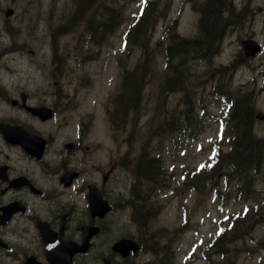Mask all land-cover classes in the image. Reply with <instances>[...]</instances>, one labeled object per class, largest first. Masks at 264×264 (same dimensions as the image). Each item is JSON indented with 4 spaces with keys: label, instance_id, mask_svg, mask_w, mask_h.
<instances>
[{
    "label": "flooded vegetation",
    "instance_id": "flooded-vegetation-1",
    "mask_svg": "<svg viewBox=\"0 0 264 264\" xmlns=\"http://www.w3.org/2000/svg\"><path fill=\"white\" fill-rule=\"evenodd\" d=\"M204 8L210 28L219 17L217 63L230 74L228 90L249 112L254 206L264 228V0H206ZM11 9L9 17L0 10V264H136L147 252L131 221L141 234L154 214L145 205L150 184L139 180L148 174L149 149H134L129 130L113 120L116 91L100 103L104 121L77 111L58 54L66 43L57 33L66 30L24 29L31 12L18 17ZM76 82V89L90 85L84 75ZM122 217L129 232H118ZM120 239L138 250L119 259L113 244ZM259 244L264 252V230Z\"/></svg>",
    "mask_w": 264,
    "mask_h": 264
},
{
    "label": "rangeland",
    "instance_id": "rangeland-1",
    "mask_svg": "<svg viewBox=\"0 0 264 264\" xmlns=\"http://www.w3.org/2000/svg\"><path fill=\"white\" fill-rule=\"evenodd\" d=\"M99 1L100 9L111 5L122 18L120 27H114L102 37L86 30V18L92 13L70 20L74 15V0H0V7L14 8L18 17L23 16L22 11L29 10L31 16L23 18L24 29H32L36 24L39 34L42 29L51 32L50 29L61 27L59 29L66 30L63 35L57 33L58 42L66 43L62 51L58 49L68 70L64 81L71 86L69 89L77 91L76 99L80 101L77 111L92 112L104 121L105 113L100 103L111 92L122 90L123 70L143 60V50L138 45L124 42L125 32L137 17L143 0ZM153 1V17L147 34L152 69L145 71L144 79L139 83V104L133 110L128 126L132 142L136 143L133 148L140 149L145 143L164 167L163 186L151 196L148 193L145 199V205L151 204L154 212L145 228L146 236L154 235L152 239L161 249L152 253L146 247L147 253L139 254L136 264H257V257L264 255L259 244L264 228L262 223L256 222L258 216L252 202L240 197L233 186V176L225 175L229 172L226 166L214 173L209 166L205 167L214 152L225 151L228 146L218 133L221 102L216 91L227 90L230 85L213 87L218 84L220 74L223 82L230 74L216 70L211 75L209 71L213 64L194 61L189 64L191 84L187 95L161 90L167 76L162 51L169 43L166 34L177 32L193 37L198 12L186 0ZM96 15L100 17L101 13ZM69 20L74 23L69 25ZM82 75L90 80V85L83 88L81 83L76 89V78ZM241 80L236 76L234 85ZM185 97L189 105L200 111L196 114L201 123L200 132L192 139L170 138L164 133L166 126L161 121L183 108ZM243 205L249 207L245 217ZM236 219L241 221L235 224ZM131 223L132 232L140 236L137 223ZM221 230L225 233L219 237ZM118 232H129L123 217L118 220ZM214 240L217 241L215 245ZM220 241L227 252L218 249Z\"/></svg>",
    "mask_w": 264,
    "mask_h": 264
},
{
    "label": "trees",
    "instance_id": "trees-1",
    "mask_svg": "<svg viewBox=\"0 0 264 264\" xmlns=\"http://www.w3.org/2000/svg\"><path fill=\"white\" fill-rule=\"evenodd\" d=\"M192 1V0H191ZM206 2V0H203ZM140 14L137 15L135 22L131 26L129 32L125 36V42L131 45H138L143 50V60L132 68H125L122 72V84L123 88L121 93H118L117 97L119 102L118 112L120 115L124 114V121L127 116L129 104L131 100H137L138 95L135 94L137 90V83L139 80L143 81L145 71L152 69L149 62V55L147 51V34L149 33L150 24L153 17V5L155 1L145 0ZM93 4L90 0L87 8ZM212 20L213 28L208 22V16L205 8L202 9V16L200 18V31L197 39L182 38L176 34L170 35L168 32L166 36L169 38V43L163 46V54L166 60L167 76L164 79V89L169 87L174 90L186 89L188 86V68L189 62L195 60L209 61L213 54H216V46L219 42L218 32V14ZM122 21L120 15L114 12L112 8L107 16L99 18L96 26L101 29H113L115 25H119ZM94 26V18H90L87 21V28L91 29ZM117 94V93H116ZM135 94V95H134ZM185 105V99L183 101ZM190 113L183 111L180 121L175 120L174 115L166 116L164 120L165 134L170 138L183 137L187 139L195 138L200 132L201 123L197 120L190 122ZM249 112L238 110L235 108L230 112V124L228 125V133L222 128L221 139H226L227 151L217 150L212 155V160L206 164L209 166L210 171L214 173L215 170L226 166L229 171L227 175L242 176L248 171L254 168V149L255 140L251 134V128L248 122ZM224 127V126H223ZM223 137V138H222ZM229 137V138H228ZM149 168V179L159 174L158 159L151 155L144 156ZM208 174V173H207Z\"/></svg>",
    "mask_w": 264,
    "mask_h": 264
},
{
    "label": "water",
    "instance_id": "water-1",
    "mask_svg": "<svg viewBox=\"0 0 264 264\" xmlns=\"http://www.w3.org/2000/svg\"><path fill=\"white\" fill-rule=\"evenodd\" d=\"M11 10L7 11L6 15L8 16L10 14ZM132 247L129 244H126L125 240L119 241L118 244L115 246V249L117 250H127L128 248Z\"/></svg>",
    "mask_w": 264,
    "mask_h": 264
}]
</instances>
